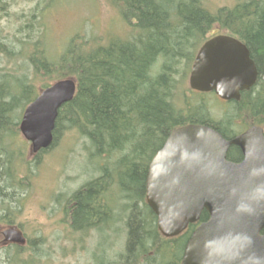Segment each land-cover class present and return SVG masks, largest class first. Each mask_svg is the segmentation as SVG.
Masks as SVG:
<instances>
[{"label": "trees", "instance_id": "1", "mask_svg": "<svg viewBox=\"0 0 264 264\" xmlns=\"http://www.w3.org/2000/svg\"><path fill=\"white\" fill-rule=\"evenodd\" d=\"M113 4L136 34L112 36L104 43L78 34L55 62H49L40 41L36 44L30 63L35 76L47 78L44 88L72 78L77 91L59 111L50 149L31 159L22 149L19 152L0 145V204H4L0 221L8 226L18 224L12 217V205L21 201L20 195L43 163V155L66 133L75 132L89 145L86 150L92 151V157L108 160L98 177L70 196L71 228L102 233L114 225L118 215H124L123 264H181L198 224L175 238L160 233L157 216L146 202L149 165L168 136L182 126L207 125L227 139L252 125L264 127V0H240L214 11L202 0H113ZM7 7L8 3H2L0 12H6ZM219 34L242 41L259 70L256 85L243 92L240 101L227 103L231 111L226 109L221 120L210 107L214 94L194 93L184 84L199 45ZM0 46L4 53L6 45L0 42ZM7 76L17 79L5 82ZM1 77L0 144H5L8 134L12 139L20 135L22 114L38 91L24 77L12 73ZM228 158L241 160L240 149L232 147ZM208 218L204 212L200 223ZM11 246L14 261L26 250L37 251L34 241ZM103 248L109 250L108 243H103Z\"/></svg>", "mask_w": 264, "mask_h": 264}, {"label": "water", "instance_id": "2", "mask_svg": "<svg viewBox=\"0 0 264 264\" xmlns=\"http://www.w3.org/2000/svg\"><path fill=\"white\" fill-rule=\"evenodd\" d=\"M259 71L248 47L218 35L199 50L189 84L199 92L239 101L256 83ZM77 83L66 78L53 83L26 108L20 131L31 142V154L50 147L59 110L71 102ZM232 146L243 161L228 160ZM146 200L156 214L158 229L172 238L198 222L182 264H264V130L253 126L231 140L205 125L174 130L149 165ZM6 243L26 244L13 227Z\"/></svg>", "mask_w": 264, "mask_h": 264}, {"label": "rangeland", "instance_id": "3", "mask_svg": "<svg viewBox=\"0 0 264 264\" xmlns=\"http://www.w3.org/2000/svg\"><path fill=\"white\" fill-rule=\"evenodd\" d=\"M238 1L202 0L212 11L221 6H233ZM2 3H8V7L6 12H0V42L6 45L4 53H0V81L1 75L12 73L14 77H24L39 93L49 83L47 78L34 75L30 63L39 41L49 62H55L78 34L94 41L101 40V43L112 36L126 38L136 34L133 26L122 20L113 0H0V5ZM12 77H5V82L17 79ZM188 83L189 76L184 83L186 88H189ZM212 99L211 110L221 120L227 104L216 97ZM9 136L1 146L19 152L22 149L30 156L29 143L21 134L13 139ZM86 147L89 145L75 132H68L58 145L43 155V163L35 171L27 190L20 195L21 201L13 204L15 208L11 211L18 223L15 228L28 241L35 242L37 251L26 250L14 261L15 249L3 240L4 231L14 225L10 227L0 221V264H123L127 236L124 215H118L114 225L103 229L102 233L96 230L88 234L76 232L70 225V196L87 181L98 177L108 160L92 157V151L87 152ZM3 207L4 204H0V218L4 215ZM103 243H108L109 250L103 248Z\"/></svg>", "mask_w": 264, "mask_h": 264}, {"label": "bare ground", "instance_id": "4", "mask_svg": "<svg viewBox=\"0 0 264 264\" xmlns=\"http://www.w3.org/2000/svg\"><path fill=\"white\" fill-rule=\"evenodd\" d=\"M69 103H70V102H69ZM248 129H249V128H248ZM248 129H246V130H248ZM246 130H245V131H246ZM243 133H244V132H243ZM243 133H241V134H243ZM241 134H239V135H241ZM239 135H237V136H239ZM237 136H236V137H237ZM236 137H235V138H236ZM107 226H108V225H107Z\"/></svg>", "mask_w": 264, "mask_h": 264}, {"label": "flooded vegetation", "instance_id": "5", "mask_svg": "<svg viewBox=\"0 0 264 264\" xmlns=\"http://www.w3.org/2000/svg\"><path fill=\"white\" fill-rule=\"evenodd\" d=\"M3 240H4V237H3Z\"/></svg>", "mask_w": 264, "mask_h": 264}]
</instances>
